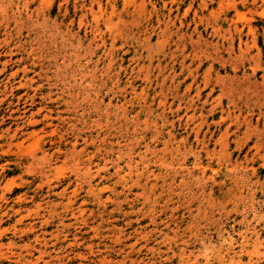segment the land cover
<instances>
[{
	"label": "rangeland",
	"instance_id": "obj_1",
	"mask_svg": "<svg viewBox=\"0 0 264 264\" xmlns=\"http://www.w3.org/2000/svg\"><path fill=\"white\" fill-rule=\"evenodd\" d=\"M0 264H264V0H0Z\"/></svg>",
	"mask_w": 264,
	"mask_h": 264
}]
</instances>
